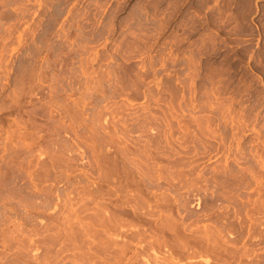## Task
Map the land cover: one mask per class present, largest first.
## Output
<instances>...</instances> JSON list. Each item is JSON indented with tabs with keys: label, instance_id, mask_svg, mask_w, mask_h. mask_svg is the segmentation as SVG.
<instances>
[{
	"label": "rangeland",
	"instance_id": "374dc122",
	"mask_svg": "<svg viewBox=\"0 0 264 264\" xmlns=\"http://www.w3.org/2000/svg\"><path fill=\"white\" fill-rule=\"evenodd\" d=\"M0 264H264V0H0Z\"/></svg>",
	"mask_w": 264,
	"mask_h": 264
}]
</instances>
